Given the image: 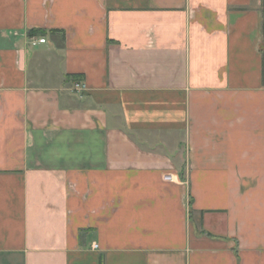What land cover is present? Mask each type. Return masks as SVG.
<instances>
[{"label":"crops","instance_id":"obj_1","mask_svg":"<svg viewBox=\"0 0 264 264\" xmlns=\"http://www.w3.org/2000/svg\"><path fill=\"white\" fill-rule=\"evenodd\" d=\"M0 264H264V0H0Z\"/></svg>","mask_w":264,"mask_h":264},{"label":"built area","instance_id":"obj_2","mask_svg":"<svg viewBox=\"0 0 264 264\" xmlns=\"http://www.w3.org/2000/svg\"><path fill=\"white\" fill-rule=\"evenodd\" d=\"M46 41V39L44 37H41V38H34V44H37V43H44ZM86 84L82 83V82H76L74 84V90L76 91H84L86 89ZM166 179H171L172 177L171 176H166L165 177Z\"/></svg>","mask_w":264,"mask_h":264}]
</instances>
